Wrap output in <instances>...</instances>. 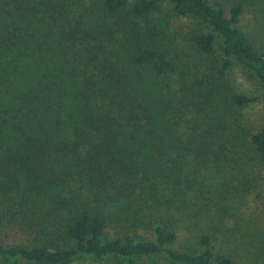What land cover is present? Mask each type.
<instances>
[{"label": "trees", "instance_id": "1", "mask_svg": "<svg viewBox=\"0 0 264 264\" xmlns=\"http://www.w3.org/2000/svg\"><path fill=\"white\" fill-rule=\"evenodd\" d=\"M69 1L0 0V197L15 201L5 230L10 237L0 239V264L82 258L138 264L159 257L172 264H233L206 236L200 249H174L176 226L161 217V202L134 220L125 217L113 237L100 207L104 212L118 203L109 196L114 189L123 198L157 195L170 155L185 148L177 130L186 106L172 82L184 83L188 72L129 24L168 3L173 16L211 30L191 34L198 55H213L221 37L220 72L239 65L264 89V49L239 28L242 0L227 9L217 0H94L87 19L68 30ZM97 34L107 43L103 52L88 45L84 53V40ZM60 43L67 51L48 58ZM232 100L240 107L251 101ZM251 143L264 162V129ZM140 229L151 238L131 233Z\"/></svg>", "mask_w": 264, "mask_h": 264}, {"label": "rangeland", "instance_id": "2", "mask_svg": "<svg viewBox=\"0 0 264 264\" xmlns=\"http://www.w3.org/2000/svg\"><path fill=\"white\" fill-rule=\"evenodd\" d=\"M217 1L227 9L233 0ZM242 2L244 12L239 28L257 49L262 50L264 0ZM93 6L94 0L69 1L65 7L68 30L70 25L77 28L75 23L82 17L85 21L86 10ZM170 10L168 3H162L146 19L135 20L129 25L145 33L188 72L184 83L172 82L186 106L177 130L185 148L170 155L165 183L157 190V195L147 191L139 199L136 194L123 198L119 197L123 192L116 196L118 189L109 194L117 197L118 203L107 205L104 212L100 207L109 224L107 232L113 237L123 231L119 222L125 217L131 216L130 220H134L150 207L157 209L161 202L160 206L164 204L159 209L161 217L176 226L174 249H200V237L206 236L214 252L226 255L233 264H264V162L260 161L251 143L252 135L264 129V89L239 65L220 72L224 61L221 37L216 38L213 55H198L190 43L191 34L210 33L211 30L192 17L173 16ZM96 17L104 18L97 10ZM106 23L109 25L110 21ZM57 45L50 50L48 58L67 51L63 43ZM88 45L98 54L107 43L97 34L84 40V53ZM72 57L75 61L76 54ZM234 95L251 101L237 106L232 100ZM14 207V200L0 197V239L5 243L10 237V233L5 232L6 223ZM131 233L151 238L141 229L131 230ZM73 264L127 262L121 258L102 261L82 258ZM138 264L172 263L159 257L141 258Z\"/></svg>", "mask_w": 264, "mask_h": 264}]
</instances>
